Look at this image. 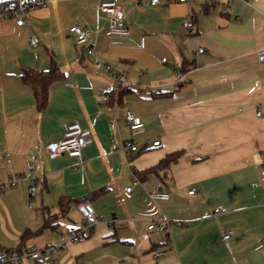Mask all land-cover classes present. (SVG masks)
I'll return each mask as SVG.
<instances>
[{
  "label": "crops",
  "instance_id": "crops-1",
  "mask_svg": "<svg viewBox=\"0 0 264 264\" xmlns=\"http://www.w3.org/2000/svg\"><path fill=\"white\" fill-rule=\"evenodd\" d=\"M116 1L125 36L103 34L99 0H48L22 25L0 16V182L20 176L0 190V246L19 244L45 216H57L59 231L79 224L76 202L87 199L98 217L90 234L50 262L24 264H264V0ZM74 24L90 30L111 70L95 68L68 30ZM52 61L39 108L22 72ZM129 110L144 123L133 136ZM71 122L91 142L80 157H49L44 145ZM129 140L136 151L123 149ZM154 187L170 197L151 199ZM155 219L169 220L167 230L148 229ZM56 240L44 228L25 246Z\"/></svg>",
  "mask_w": 264,
  "mask_h": 264
},
{
  "label": "built area",
  "instance_id": "built-area-1",
  "mask_svg": "<svg viewBox=\"0 0 264 264\" xmlns=\"http://www.w3.org/2000/svg\"><path fill=\"white\" fill-rule=\"evenodd\" d=\"M47 1L48 0H18L16 3H11L9 9L1 10L0 16L12 17L15 19V23L17 25H22L29 9L43 6L47 3ZM166 1L169 2L171 0ZM160 2L161 0H146L142 4L156 5ZM98 10L105 16L107 20V26L103 29V34H116L122 36L129 34V28L125 23L122 8L116 0H99ZM192 24V20L188 19L183 21V25L186 27H189ZM68 30L71 34H73L75 43L85 45L86 53L93 56L95 68L111 70V66L108 63L103 62L97 57L94 44L89 42L90 30L76 24L69 26ZM37 42L38 38L36 36H31L29 39L30 45H36ZM202 50V48H199L198 52H201ZM257 58L260 61H264V49L257 51ZM177 78L181 80L180 74H177ZM124 119L128 124L132 136L143 131V121L133 112L127 111L125 113ZM91 140L92 135L90 130L82 128L76 122H71L67 124L62 136L59 139L47 142L44 145V148L49 157H55L63 154L80 157L82 149L87 146ZM159 143L160 141L157 139L153 140L151 145L157 146ZM124 148H127L130 152L136 151L138 149L137 145L132 140L127 141L123 146V149ZM19 177V175L13 176L11 179L0 182V190H3L7 186L15 185ZM28 190L30 195L35 193L36 187L33 178L30 179V186ZM131 191L132 186H126L124 188L125 196L130 197ZM193 191L194 190H190L189 193H193ZM148 195L153 200H166L170 197V193L161 189L160 187H154L149 191ZM76 207L82 216V221L79 224L73 228H66L61 231H57V240L48 242L41 248H0V264H24V262L28 259L50 262L68 243L79 241L87 237L90 234L93 225L98 220L97 214L95 213L91 202L87 199L76 202ZM168 224L169 220L167 219H155L150 220L147 227L150 230L158 229L160 231H166ZM227 237L228 234L225 233L223 238ZM161 254V250L155 252L156 256Z\"/></svg>",
  "mask_w": 264,
  "mask_h": 264
},
{
  "label": "trees",
  "instance_id": "trees-1",
  "mask_svg": "<svg viewBox=\"0 0 264 264\" xmlns=\"http://www.w3.org/2000/svg\"><path fill=\"white\" fill-rule=\"evenodd\" d=\"M10 6V2H3L0 4V10L3 9H9ZM57 65L55 64V62H51L49 68H47L46 70H42V71H35V70H24L22 72V79L25 82H28L33 89L34 92V96H35V100H36V104L37 107L42 108L44 107L45 103H46V92H47V86L50 83V81L55 77V72L57 71ZM182 80H179L178 83H181ZM156 95H162L161 92H154L153 96ZM178 155V151L172 152L167 154L160 162L159 165H165L168 162H171L173 160L176 159ZM80 201V200H78ZM61 205V210L62 213H64L67 210L68 204L67 203H63L61 201L60 203ZM57 216L55 215H50V216H45L44 218V222L41 224L40 227H38L37 229L34 230H30V229H25L21 235H20V242L19 244L13 246V247H5V246H0V248H15V249H20L21 247H26L25 246V240L32 236V235H36L39 234L44 228H51L53 232H57L58 230V226H57ZM77 224H73L71 225L69 228H73L75 227ZM45 246V245H44Z\"/></svg>",
  "mask_w": 264,
  "mask_h": 264
},
{
  "label": "bare ground",
  "instance_id": "bare-ground-1",
  "mask_svg": "<svg viewBox=\"0 0 264 264\" xmlns=\"http://www.w3.org/2000/svg\"><path fill=\"white\" fill-rule=\"evenodd\" d=\"M38 43V42H37ZM130 111V110H129Z\"/></svg>",
  "mask_w": 264,
  "mask_h": 264
}]
</instances>
